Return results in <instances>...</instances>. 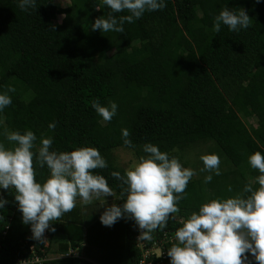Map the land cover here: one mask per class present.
<instances>
[{
  "label": "trees",
  "instance_id": "trees-1",
  "mask_svg": "<svg viewBox=\"0 0 264 264\" xmlns=\"http://www.w3.org/2000/svg\"><path fill=\"white\" fill-rule=\"evenodd\" d=\"M19 2L0 0V94L15 88L8 92L11 105L0 111V143L6 148L15 143L7 140L5 130L32 131L34 153L48 137L50 151L58 153L97 148L107 167L94 174L104 176L113 189L111 205L121 206L126 199L120 195L122 181L111 174L124 176L125 170L116 163L115 148H127L139 159L148 155L143 145L151 143L185 165V150L214 142L231 165L221 168L219 176L199 169L177 204L180 211L151 233L147 246L164 233H175L202 204L250 195L243 192L249 183L253 190L259 187V172L248 157L256 151L264 155V0H164L165 8L126 22L123 33L92 30L98 17L129 14L112 13L103 0H36V9L27 11ZM225 7L244 8L250 26L231 31L221 23L220 31H214V17ZM94 98L103 106L109 101L118 105L110 122L92 108ZM125 128L131 145L124 144ZM34 167L37 182H45L47 166L41 168L34 157ZM208 175L212 180L205 183ZM15 194L14 188H0L7 200L0 208V264L34 255L44 260L33 264H93L79 253L51 258L69 249H83L99 264H141L133 219L105 226L100 220L104 210L85 224L76 204L51 223L56 230L45 231V245L32 239ZM174 243L164 242L162 264H170L167 250ZM246 255V264H257L251 253Z\"/></svg>",
  "mask_w": 264,
  "mask_h": 264
},
{
  "label": "clouds",
  "instance_id": "clouds-1",
  "mask_svg": "<svg viewBox=\"0 0 264 264\" xmlns=\"http://www.w3.org/2000/svg\"><path fill=\"white\" fill-rule=\"evenodd\" d=\"M103 3L112 13H129L96 18L92 30L105 33H123L126 22L134 23L145 11L166 7L164 0H103ZM19 7L23 11L36 9V0H20ZM221 23L231 31H239L250 26L251 18L244 8L236 12L225 7L214 17L217 33ZM8 92H15V88L9 86L0 94V111L12 103ZM91 106L104 121L110 122L117 114L118 105L112 101L109 106H103L99 98H94ZM54 127L49 125L50 129ZM121 132L124 144L131 145L130 131L125 128ZM5 136L15 147L9 149L0 143V188L15 189L22 222L31 225L32 239L44 243L45 231L55 232L51 223L74 210L78 197L87 205L101 196L114 195L105 177L94 174V170L107 167L97 148L79 147L58 153L50 151L53 141L48 137L41 139V147L34 153L37 137L32 131L21 134L5 130ZM143 152L148 155L141 156L126 169L124 176L120 172L111 174L122 181L120 195L122 198L126 195V199L121 206L113 203L106 207L100 220L111 227L121 218H131L141 230L139 239L150 240L152 232L165 228L169 218L180 211L177 204L186 198L185 190L196 173L151 143L143 145ZM34 157L41 168L46 165L50 171L43 183L36 180ZM201 160L202 171L221 175L218 155H203ZM248 163L259 172L256 177L259 187L253 190L249 183L243 192L250 195L212 199L202 204L198 212L191 213L175 232L177 243L167 250L170 264H246L247 253H251L257 264H264V155L256 151L248 157ZM211 180V175L205 177V183ZM228 191H232L231 186ZM6 203L0 196V208Z\"/></svg>",
  "mask_w": 264,
  "mask_h": 264
},
{
  "label": "rangeland",
  "instance_id": "rangeland-1",
  "mask_svg": "<svg viewBox=\"0 0 264 264\" xmlns=\"http://www.w3.org/2000/svg\"><path fill=\"white\" fill-rule=\"evenodd\" d=\"M184 157L188 160L187 164H182V160L179 162L184 168H190L195 171L196 175L193 177L198 176L199 174V169L202 171L204 168L203 161L201 160V156L203 155H208V154H216L220 158V169H226V166H230L231 164L228 162V160L225 158V156L218 152L216 145L214 142L210 141L208 144L201 145V147H197L195 149L188 148L184 152ZM114 154L116 155V163L124 168V170L128 169L131 167L133 164L138 162V158L134 156V154L127 148L124 147H117L114 150ZM183 156V154H181ZM198 171V172H197ZM206 171V170H205ZM116 199V195L114 193L113 196H107L103 197L101 196L100 199H94L91 204H84L82 200L78 197L76 204L79 205L81 212L83 213V221L84 223H89L91 222L96 216L101 214L106 207L110 206L111 203ZM44 238H45V245H47V239H46V234L44 233ZM56 244V243H55ZM76 254L79 253L81 257H84L85 260L89 261L90 263L93 264H99L98 260L91 257L87 256V253L85 250L81 249L80 251L75 250ZM61 254H56L52 255V257H58ZM47 264H70L68 261H56V262H51L48 261Z\"/></svg>",
  "mask_w": 264,
  "mask_h": 264
},
{
  "label": "built area",
  "instance_id": "built-area-1",
  "mask_svg": "<svg viewBox=\"0 0 264 264\" xmlns=\"http://www.w3.org/2000/svg\"><path fill=\"white\" fill-rule=\"evenodd\" d=\"M137 234L135 235V242L136 246L141 251V264H162L163 259L166 257V252L164 249V242H172L175 240V233L166 234L160 239H154L150 246L146 245L147 240L139 239L141 230L139 229L138 225H136ZM32 249V246L30 247ZM71 255H77L74 249H69L66 253L59 255V257H67ZM153 257L160 258L159 260H153ZM44 258L34 255L30 259L19 260L15 264H33L34 262H41Z\"/></svg>",
  "mask_w": 264,
  "mask_h": 264
},
{
  "label": "crops",
  "instance_id": "crops-1",
  "mask_svg": "<svg viewBox=\"0 0 264 264\" xmlns=\"http://www.w3.org/2000/svg\"><path fill=\"white\" fill-rule=\"evenodd\" d=\"M58 255V254H57ZM55 257V256H54Z\"/></svg>",
  "mask_w": 264,
  "mask_h": 264
}]
</instances>
